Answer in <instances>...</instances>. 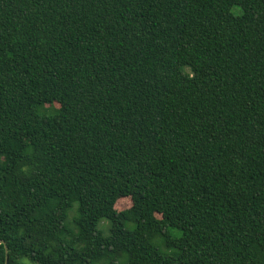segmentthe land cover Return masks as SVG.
<instances>
[{"label": "trees", "instance_id": "trees-1", "mask_svg": "<svg viewBox=\"0 0 264 264\" xmlns=\"http://www.w3.org/2000/svg\"><path fill=\"white\" fill-rule=\"evenodd\" d=\"M0 240L264 264V0H0Z\"/></svg>", "mask_w": 264, "mask_h": 264}, {"label": "rangeland", "instance_id": "rangeland-1", "mask_svg": "<svg viewBox=\"0 0 264 264\" xmlns=\"http://www.w3.org/2000/svg\"><path fill=\"white\" fill-rule=\"evenodd\" d=\"M231 11H233L235 14H239L240 13V7L234 6L231 8ZM129 206H130V199L128 197L119 198L115 203V208L117 210L125 209V208H128ZM108 225L109 224H108L107 220H102L99 223V229L101 230L103 235H108V233H109ZM29 264H33V263L29 262Z\"/></svg>", "mask_w": 264, "mask_h": 264}, {"label": "water", "instance_id": "water-1", "mask_svg": "<svg viewBox=\"0 0 264 264\" xmlns=\"http://www.w3.org/2000/svg\"><path fill=\"white\" fill-rule=\"evenodd\" d=\"M0 243H3L4 244V250H5V264H7V246L5 245V243L3 242V240H0Z\"/></svg>", "mask_w": 264, "mask_h": 264}]
</instances>
